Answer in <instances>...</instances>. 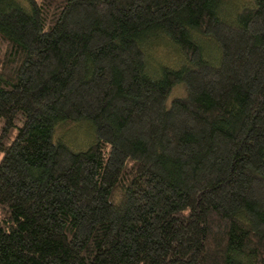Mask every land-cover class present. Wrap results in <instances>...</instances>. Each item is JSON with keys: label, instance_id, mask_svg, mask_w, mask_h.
<instances>
[{"label": "trees", "instance_id": "1", "mask_svg": "<svg viewBox=\"0 0 264 264\" xmlns=\"http://www.w3.org/2000/svg\"><path fill=\"white\" fill-rule=\"evenodd\" d=\"M225 1L0 0V264H264V0Z\"/></svg>", "mask_w": 264, "mask_h": 264}, {"label": "rangeland", "instance_id": "2", "mask_svg": "<svg viewBox=\"0 0 264 264\" xmlns=\"http://www.w3.org/2000/svg\"><path fill=\"white\" fill-rule=\"evenodd\" d=\"M225 2L227 3L222 7L221 10L224 14L230 15L232 6L239 11L244 5H249L248 3H252V0H226ZM146 58L147 62L151 65L156 64L157 62L166 64V66L164 65L165 68L169 67L168 65L173 67H178V65H180V56L178 52H175L171 46L165 44L162 41L146 50ZM183 94L184 91H180L179 88H176L171 96L177 98Z\"/></svg>", "mask_w": 264, "mask_h": 264}]
</instances>
